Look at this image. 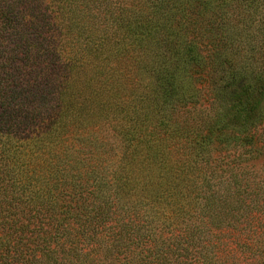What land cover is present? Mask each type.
Segmentation results:
<instances>
[{"label": "trees", "instance_id": "1", "mask_svg": "<svg viewBox=\"0 0 264 264\" xmlns=\"http://www.w3.org/2000/svg\"><path fill=\"white\" fill-rule=\"evenodd\" d=\"M89 244L264 264V0H0V264Z\"/></svg>", "mask_w": 264, "mask_h": 264}, {"label": "rangeland", "instance_id": "2", "mask_svg": "<svg viewBox=\"0 0 264 264\" xmlns=\"http://www.w3.org/2000/svg\"><path fill=\"white\" fill-rule=\"evenodd\" d=\"M91 246H92V244H89L85 248V251H87L89 253L83 252V253H81V255L78 258L74 259V260H77V264H107V262H109V260H107V262H105L103 260L102 256L95 255L96 251H95V253L90 252Z\"/></svg>", "mask_w": 264, "mask_h": 264}]
</instances>
